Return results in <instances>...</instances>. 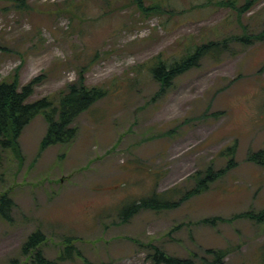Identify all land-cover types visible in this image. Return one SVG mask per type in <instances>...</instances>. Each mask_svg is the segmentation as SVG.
Listing matches in <instances>:
<instances>
[{"label":"rangeland","instance_id":"374dc122","mask_svg":"<svg viewBox=\"0 0 264 264\" xmlns=\"http://www.w3.org/2000/svg\"><path fill=\"white\" fill-rule=\"evenodd\" d=\"M139 1L0 0V81L38 79L32 100L57 101L82 74L107 90L76 119L72 141L42 148L39 114L18 139L20 156L3 153L0 193L15 207L10 221L0 216V264H13L37 229L47 258L65 237L83 255L57 264H154L156 245L197 261L207 248H227L225 264H264V218L237 216L264 210V166L248 160L264 147V38L233 39L264 30V0H235V9L221 0ZM209 41L220 42L215 53L160 89L151 73L159 56L173 60ZM229 146L235 166L220 156ZM210 166L226 171L206 191L121 217L154 192L178 201Z\"/></svg>","mask_w":264,"mask_h":264},{"label":"trees","instance_id":"16d2710c","mask_svg":"<svg viewBox=\"0 0 264 264\" xmlns=\"http://www.w3.org/2000/svg\"><path fill=\"white\" fill-rule=\"evenodd\" d=\"M254 0H248L245 7L252 5ZM137 4L142 3L137 0ZM219 5L227 6L232 9L238 8L235 0H221ZM247 30V27L245 28ZM264 38V30L257 34H250L245 31L242 35L234 36V40L240 42H253L255 39ZM228 39H231L229 37ZM227 42V39L225 41ZM220 42L209 41L195 45L193 49L187 48V52L173 60L162 59L160 56L151 68L153 79L160 84L162 90L171 84L174 79L187 71L199 66L200 61L215 53ZM38 79H33L27 84L21 86L18 74H15L13 80L0 81V163L2 155L8 150H12L18 156L21 154L19 137L24 128L39 114H42L46 123L47 130L41 142V147L45 148L58 143H68L77 135L76 119L95 102L107 95V90L100 86H88L85 82L84 74L78 80L67 86L65 91L57 98V101L49 97L32 100L34 87ZM236 146L227 147L226 151H221L220 156L231 155L228 165L235 166L234 159ZM249 161L264 166V147L250 152ZM224 168L214 171L210 166L206 169L204 176L196 175V185L187 190L178 201H174L169 196V191L154 192L152 196L143 197L134 200L124 206V213L121 217L128 221L132 216L141 210H161L172 209L184 200L193 195L206 191L210 184L221 177ZM1 181V175H0ZM15 207L14 200L6 193H0V216L4 220L12 219V211ZM239 217H248L251 219L263 220L264 210L255 213L246 211L237 214ZM216 218L205 219L213 223ZM46 234L37 229L31 232L21 247L20 256L12 259L13 264H57L59 262L71 260L76 256L83 257L82 253L74 246L73 237H65L63 242L64 249L60 251L55 260L45 256L42 245L46 241ZM152 260L154 264H225L229 250L227 248H207L205 255L201 256L199 261L195 260L196 253L189 257H180L172 255L160 246H153ZM208 255V256H207ZM84 264H92L84 258Z\"/></svg>","mask_w":264,"mask_h":264}]
</instances>
